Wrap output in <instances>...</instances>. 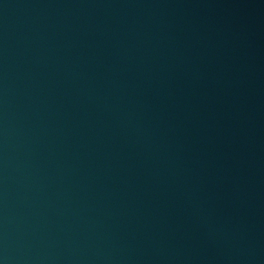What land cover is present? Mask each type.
<instances>
[{"label":"water","instance_id":"water-1","mask_svg":"<svg viewBox=\"0 0 264 264\" xmlns=\"http://www.w3.org/2000/svg\"><path fill=\"white\" fill-rule=\"evenodd\" d=\"M0 264H264V0H0Z\"/></svg>","mask_w":264,"mask_h":264}]
</instances>
